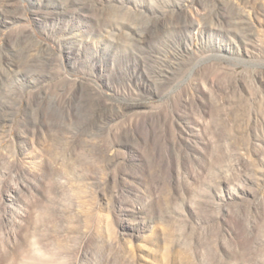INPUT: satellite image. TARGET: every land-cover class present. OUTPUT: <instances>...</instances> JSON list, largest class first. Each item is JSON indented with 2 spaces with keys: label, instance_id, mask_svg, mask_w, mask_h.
Here are the masks:
<instances>
[{
  "label": "rangeland",
  "instance_id": "obj_1",
  "mask_svg": "<svg viewBox=\"0 0 264 264\" xmlns=\"http://www.w3.org/2000/svg\"><path fill=\"white\" fill-rule=\"evenodd\" d=\"M0 264H264V0H0Z\"/></svg>",
  "mask_w": 264,
  "mask_h": 264
},
{
  "label": "bare ground",
  "instance_id": "obj_2",
  "mask_svg": "<svg viewBox=\"0 0 264 264\" xmlns=\"http://www.w3.org/2000/svg\"><path fill=\"white\" fill-rule=\"evenodd\" d=\"M70 1L72 3H75L78 0H70ZM237 3H239V2H237ZM251 5H254V4H251ZM238 13L239 14H237V15L233 13L234 15H232L231 18L228 20L229 21V24H228L229 30L240 29V28H243L245 25L247 26L246 23H247V21H249V16L245 15V13L244 14H241L240 12H238ZM227 19H225V20H227ZM180 22H181V24H174L173 21H169L166 25H162L163 24L162 23L161 24L162 26H160V28L156 32L153 31L154 25H147V26H144V28H140L141 35H140V38L136 42L137 46L140 47L141 49H145V47H148V46L151 48L153 42L158 37H160L161 34H163L164 32H168V33L171 32V33H176V34L179 33V35L183 36V21H180Z\"/></svg>",
  "mask_w": 264,
  "mask_h": 264
}]
</instances>
